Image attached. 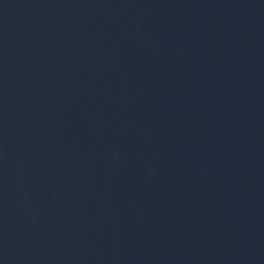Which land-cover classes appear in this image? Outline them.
<instances>
[{
    "label": "water",
    "instance_id": "water-1",
    "mask_svg": "<svg viewBox=\"0 0 264 264\" xmlns=\"http://www.w3.org/2000/svg\"><path fill=\"white\" fill-rule=\"evenodd\" d=\"M0 264H264V0H0Z\"/></svg>",
    "mask_w": 264,
    "mask_h": 264
}]
</instances>
